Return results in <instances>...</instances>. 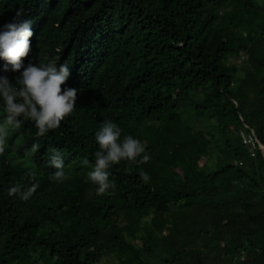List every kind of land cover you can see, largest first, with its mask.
<instances>
[{
  "label": "trees",
  "instance_id": "obj_1",
  "mask_svg": "<svg viewBox=\"0 0 264 264\" xmlns=\"http://www.w3.org/2000/svg\"><path fill=\"white\" fill-rule=\"evenodd\" d=\"M18 9L33 21L24 66L67 62L61 87L78 93L59 129H8L0 264H264V153L239 136L264 147V0H0V30ZM20 74L0 59V76ZM105 120L151 159L113 166L114 194L97 196L87 173ZM34 183L26 201L9 195Z\"/></svg>",
  "mask_w": 264,
  "mask_h": 264
},
{
  "label": "clouds",
  "instance_id": "obj_2",
  "mask_svg": "<svg viewBox=\"0 0 264 264\" xmlns=\"http://www.w3.org/2000/svg\"><path fill=\"white\" fill-rule=\"evenodd\" d=\"M23 9L16 11L13 21L4 25L0 30V59L11 66L13 72H20L15 84L8 77L0 76V99L4 102L7 113L4 122L0 123V154L5 151L9 127L19 129L24 120L32 121L37 129L36 135L43 137L50 131L60 128L64 121L75 110L78 89L65 87L71 69L67 62L39 64H23L31 51L32 31L31 19H24ZM23 71L21 72V69ZM23 118V119H21ZM122 136L121 128L111 120H105L95 133L98 150L94 153L95 166L87 173V179L96 186V195H112L110 189L115 188L110 180L111 169L122 161L143 165L150 161L151 156L146 153V142L131 135ZM38 145H33L32 151H37ZM48 165L55 169L50 179L63 183L69 178L64 171V160L59 149L51 148ZM87 164L88 161L84 160ZM35 179L34 173L31 174ZM144 183L150 177L145 172L140 173ZM39 187L34 183L28 189L21 191L20 187H13L9 195L20 193L22 200H28Z\"/></svg>",
  "mask_w": 264,
  "mask_h": 264
},
{
  "label": "built area",
  "instance_id": "obj_3",
  "mask_svg": "<svg viewBox=\"0 0 264 264\" xmlns=\"http://www.w3.org/2000/svg\"><path fill=\"white\" fill-rule=\"evenodd\" d=\"M248 129V127H245ZM241 141L244 145L248 146L251 150L250 155L254 157L255 151L259 150L261 153H264V147L259 143L257 137L253 130L249 129L248 131H241L239 133Z\"/></svg>",
  "mask_w": 264,
  "mask_h": 264
},
{
  "label": "rangeland",
  "instance_id": "obj_4",
  "mask_svg": "<svg viewBox=\"0 0 264 264\" xmlns=\"http://www.w3.org/2000/svg\"><path fill=\"white\" fill-rule=\"evenodd\" d=\"M204 160V157H198V163H202Z\"/></svg>",
  "mask_w": 264,
  "mask_h": 264
}]
</instances>
